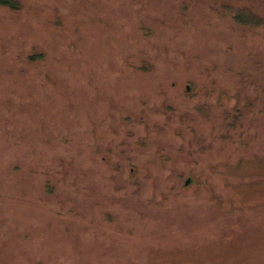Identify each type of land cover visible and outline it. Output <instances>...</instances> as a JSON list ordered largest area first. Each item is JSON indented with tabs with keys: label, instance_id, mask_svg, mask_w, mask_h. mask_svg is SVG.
Wrapping results in <instances>:
<instances>
[{
	"label": "rangeland",
	"instance_id": "1",
	"mask_svg": "<svg viewBox=\"0 0 264 264\" xmlns=\"http://www.w3.org/2000/svg\"><path fill=\"white\" fill-rule=\"evenodd\" d=\"M251 2L0 8V264H264Z\"/></svg>",
	"mask_w": 264,
	"mask_h": 264
},
{
	"label": "trees",
	"instance_id": "2",
	"mask_svg": "<svg viewBox=\"0 0 264 264\" xmlns=\"http://www.w3.org/2000/svg\"><path fill=\"white\" fill-rule=\"evenodd\" d=\"M251 2V0H248ZM252 4V2H251ZM0 8L1 9H5L8 10L10 12H20L23 11L24 9H26L27 7L25 6L24 0H0ZM230 10L233 7H228ZM233 11L235 12V16H234V20L236 23L241 24L243 26H248V27H254V28H260V27H264V11L263 9H259V8H255V6H240L239 8H235L233 9ZM31 60V59H30ZM255 78L253 76H251V81L254 80ZM248 102V103H247ZM257 101L256 99H250V98H246V111L250 110L251 116H252V111L255 109L254 106H257ZM237 111V110H236ZM240 114V113H239ZM241 115H236L235 116V120L240 118ZM235 125V124H233ZM261 162H264V160H262ZM245 168L244 167V163L243 161L239 162L237 164L236 172L240 173L239 175H241V169ZM217 174H219V172H216ZM224 174V173H223ZM226 176L233 174L231 172H229V169L226 170L225 172ZM231 184V183H230ZM232 187V184H231Z\"/></svg>",
	"mask_w": 264,
	"mask_h": 264
}]
</instances>
